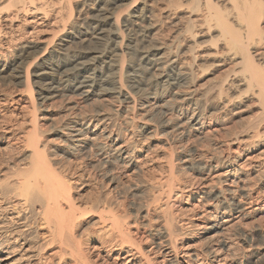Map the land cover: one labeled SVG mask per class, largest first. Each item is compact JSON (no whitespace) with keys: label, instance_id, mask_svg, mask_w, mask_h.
Here are the masks:
<instances>
[{"label":"bare ground","instance_id":"obj_1","mask_svg":"<svg viewBox=\"0 0 264 264\" xmlns=\"http://www.w3.org/2000/svg\"><path fill=\"white\" fill-rule=\"evenodd\" d=\"M179 1L0 0V83L10 85L15 64L25 66L17 97L0 90V264H233L238 241L251 247L247 222L264 204L254 182L264 174V161L247 157L244 147L264 122L231 133L208 113L251 99L264 119V0H224V8L192 0L181 18ZM52 58L51 71L37 76L48 77L38 83L37 102L29 68L44 70ZM203 59L228 62L226 79L206 94L190 82ZM21 100L22 112L13 113ZM56 102L63 103L58 125L49 122L44 130L41 120H50ZM147 118H156L153 129ZM50 133L71 158L95 155L109 182L121 172H140L137 152H146L144 160L151 153L164 159L161 174L147 184L151 210L141 209L144 219L156 215L145 219L156 225L149 246L134 238L135 222L125 221L104 195L74 198L70 167L51 159L60 147ZM145 133L162 138L150 145ZM196 183L201 188L194 191ZM198 191L202 210L184 222L173 201L187 203ZM84 213H92L89 222ZM91 223L98 236L93 261L79 238ZM255 253L252 259L261 260Z\"/></svg>","mask_w":264,"mask_h":264},{"label":"rangeland","instance_id":"obj_2","mask_svg":"<svg viewBox=\"0 0 264 264\" xmlns=\"http://www.w3.org/2000/svg\"><path fill=\"white\" fill-rule=\"evenodd\" d=\"M180 4L182 5L181 8H180V12H179V16L178 17H182L181 15H183V17H185L186 15V12L189 11L191 9V2L192 0H181L179 1ZM190 2V3H189ZM214 2H216L219 6H221L222 8L226 7V1L224 0H214ZM6 2L2 3L1 5L3 6H6ZM2 7V6H0ZM186 8V9H184ZM185 14H184V13ZM170 30H174V28H170ZM169 30V31H170ZM165 30H163L162 34H165L163 36L160 37V39L162 38V40H165L167 38V34L166 32L164 33ZM166 36V38H165ZM165 38V39H164ZM206 41H209L207 39H205ZM204 41V40H203ZM202 41V42H203ZM205 45L209 44V42H205L204 43ZM210 45V44H209ZM200 49V48H199ZM198 51V50H197ZM203 55H207V54H203ZM9 56V55H8ZM7 56V57H8ZM6 57V58H7ZM206 58V57H205ZM42 58L39 57L36 61L37 63L41 60ZM43 60V59H42ZM41 60V61H42ZM40 61V62H41ZM59 62V61H58ZM212 60L210 59H203V60H197V65H198V70L194 71L193 72V75L190 79V82L191 84H193L194 88L200 92V93H203V94H206V93H210V91H213L214 89H216L215 87H217L221 82H223L225 79H226V76L228 75L227 73V64L228 62H225L226 63V66H225V63L221 64V63H215L213 62ZM47 63V64H46ZM46 63L43 65L44 67V70H37L35 68H29V79L31 81V84H32V88H33V92H34V99L39 102V99H40V96H38V94H36L38 92V88H39V85L38 84L39 82L41 83H45V80L46 76H44L42 79L43 80H40V78L38 79L37 76L38 74H45V73H49L51 70H50V66L53 67L54 64L57 63V60L56 59H51L49 61H46ZM50 64V65H49ZM201 64V65H200ZM203 64V65H202ZM213 64V65H212ZM218 66H216V65ZM219 64H221L219 66ZM12 65H14V62L12 63ZM200 65V67H199ZM224 65V66H223ZM17 67V68H15ZM202 68V69H201ZM25 66H21V69H20V65L18 67L17 64L14 65L13 67V74L15 75L12 79H11V83L10 85L6 83H4L3 81H1L2 83H0V90L2 92H5L7 89H9L10 91H14L12 92L11 91V94H12V97L15 98L16 94L18 91H20L19 89H24V85H25ZM36 70V71H35ZM50 70V71H49ZM227 70V71H226ZM36 72V73H34ZM38 72V73H37ZM41 72V73H40ZM225 73V74H224ZM37 74V75H36ZM45 74V75H47ZM52 75H54L52 73ZM20 76V77H19ZM55 76V75H54ZM23 77V78H22ZM9 83V82H8ZM4 84V85H3ZM38 84V85H37ZM6 85V86H5ZM7 86L9 88H7ZM23 86V87H22ZM6 88V89H5ZM201 89V90H200ZM16 93V94H15ZM227 94V93H226ZM225 94V95H226ZM231 95V98L232 99H236V95H232V94H229ZM235 96V97H234ZM17 97V96H16ZM234 99V100H235ZM251 99H248L246 100V102L244 101L242 104L239 103V98L238 100L236 101V105L233 107H231L229 111H226L224 113H220L219 111V114L217 112V110H213V111H210V113L208 114H211V118H216L219 120L220 123H222V128L225 127V130H229L231 131V133H239L240 131H244L246 128L248 127H255L257 125H261L263 122H264V119L262 118V115H261V109L257 106V104L255 103L254 100H251ZM26 101L23 102V100L21 101H18L16 102L17 106L16 105H13L12 107H14V111L13 113L17 114V113H20L22 112V110L20 109L21 106H24ZM60 102H56L53 106V108H51L50 110L52 111V113H50V120L49 121H44V120H41V123H43V126H42V129L44 130H48L49 127H51L50 125L53 123H57L58 125V122H59V119L61 117V109H63V103L62 106ZM89 102V104H85V107H86V111L88 112H91L90 110L91 109H94V104H91ZM20 105V106H19ZM59 105V106H58ZM87 105V106H86ZM237 106V107H236ZM60 107H62L60 109ZM258 107V108H257ZM55 109V110H54ZM242 110V111H241ZM43 113V112H42ZM228 113V114H227ZM55 117V118H54ZM114 117V123H117L119 118H116L115 116ZM20 118V117H19ZM56 118H58L56 120ZM116 119V120H115ZM228 119V120H227ZM52 120V121H51ZM147 123L149 124V126L151 125V128L153 129L154 127L153 126H156L157 125V122H156V118H153L152 120L149 121V119L147 118ZM155 120V122H154ZM54 121V122H53ZM158 121V120H157ZM223 121V122H222ZM51 124H50V123ZM48 123H49V127L48 126ZM139 121H136L135 122V125H139ZM156 123V124H155ZM225 123V124H224ZM228 123V124H227ZM155 124V125H154ZM50 130V129H49ZM236 130V131H234ZM228 131V132H229ZM51 134V133H50ZM50 134L48 135L53 143L56 145V147H60L58 148V152H56L53 156V153H51L52 155L51 156V159H55L59 162V166L60 167H63L64 166L66 168H69L70 169H66L70 170L69 172V177L68 179L70 180L69 184L70 186L72 185V189H71V192L74 194V198H81L79 200H84V199H88L90 195V199L94 196L97 195L98 193V196L103 197L102 198H105V199H108L110 200L111 202H113V204H116L113 205V207L115 206V210H116V207H117V210L119 211H116L118 214L120 213L121 216H123L125 219V221H129V222H135L134 225H132V227L130 226L131 228V232L132 235L134 236V238H136L138 241L141 239L143 242H142V245L143 247H146V246H149L151 244V241H150V236L152 233L154 234V231H150L152 229H155L156 228V225L154 224L155 222L154 221H151V223H149L148 225V221L149 220L148 218L150 219H155L156 215L155 214H151L150 217H146L145 220L144 218H142V216L144 215V213L142 212V210H145L148 208L149 206V209L151 210V206L152 205L151 203V195L148 191H150V189L148 188V183H150V181L152 180L155 181V177L159 176V174H161V168L164 166V162L162 160H164L162 158L161 160V156L158 154L156 156V154H149L147 156V158H145V160L143 159V156L146 155L145 153L146 152H137L135 154V157H137L138 159H141L140 162L138 163L140 167V172H138V170L136 171H133V170H130L128 172H121V174L119 173L118 174V178H115L112 182H109V179L107 178H102V174L98 168V164L96 162V157L95 155H90L89 156V153L87 152H84L82 155H83V160H81L80 157L78 158H71L69 155H67V153L65 152V148H62L64 146L62 142H60L61 140L58 139L57 136H55L54 134ZM224 133H221L220 134V137H222ZM150 139H149V137ZM146 133L143 135V140L145 139L146 143L151 145V144H156L158 141L157 139H161L162 136L160 135H157V134H153L154 136H152V134H147ZM157 135V136H156ZM222 135V136H221ZM147 136V137H146ZM159 136V137H158ZM152 137V138H151ZM218 137V138H220ZM148 138V139H147ZM156 138V139H155ZM158 139V140H159ZM259 140V141H258ZM250 142L247 144H245V154H247V157L249 158H252V160H255V159H258V161H264V129L262 130L261 133L258 134L257 137H255L254 139L252 140H249ZM253 141V142H252ZM145 143V142H144ZM164 148L167 149V146H164ZM162 148V149H164ZM248 148V149H247ZM165 150V149H164ZM165 151H168V150H165ZM140 153V154H139ZM56 155V157H55ZM86 155V156H85ZM137 155V156H136ZM153 155V156H152ZM85 156V157H84ZM63 157V158H61ZM59 158V159H58ZM61 158V159H60ZM80 158V159H79ZM90 158V159H89ZM151 160H150V159ZM75 159V160H74ZM159 159V160H158ZM260 159V160H259ZM69 160V161H68ZM61 161V162H60ZM143 161V162H141ZM148 161V162H147ZM257 161V160H256ZM67 162H69L67 164ZM157 162H160V163H157ZM65 164V165H62ZM155 163V164H154ZM163 163V164H162ZM61 164V165H60ZM97 164V165H96ZM161 164V165H160ZM68 165V166H66ZM147 165V166H146ZM161 166V167H160ZM146 167V168H145ZM157 167V168H156ZM160 167V168H159ZM65 169V168H64ZM155 169V170H154ZM75 170V171H74ZM142 170V171H141ZM160 170V171H159ZM147 171V172H146ZM154 171V172H153ZM158 171V172H157ZM84 174H83V173ZM135 172V173H134ZM71 173V174H70ZM81 173V174H80ZM138 173V174H137ZM143 173V174H142ZM153 173V175H152ZM116 174V173H115ZM126 176H125V175ZM135 174V175H134ZM147 174V175H146ZM158 174V175H157ZM78 175V176H77ZM100 175V176H99ZM123 175V176H122ZM145 175V176H143ZM155 175V176H154ZM126 178H125V177ZM128 176V177H127ZM135 176V177H134ZM138 176V177H137ZM141 176V177H140ZM148 176V177H147ZM151 176V177H150ZM154 176V178H153ZM79 177V178H78ZM120 177V178H119ZM262 177V178H261ZM87 178V179H86ZM128 178V179H127ZM146 178V180H145ZM153 178V179H151ZM258 181H256V178L254 179V182L258 188V191H260L261 194L264 195V174H261L260 175V179L259 176L257 177ZM137 179V180H136ZM149 179V180H148ZM143 180V181H142ZM115 181V182H114ZM130 181V182H129ZM142 181V182H141ZM260 181V182H259ZM109 184H108V183ZM138 182V183H137ZM143 182H145V184H143ZM259 183V185H258ZM119 184V185H118ZM117 185V186H116ZM121 185V186H120ZM123 185V186H122ZM131 187H129V186ZM146 187H144V186ZM199 183H196V185L193 187V190H199V188H201V186H198ZM74 186V187H73ZM126 186V187H124ZM142 186V187H141ZM196 186L198 188H196ZM120 189H119V188ZM122 187V188H121ZM113 188V189H112ZM116 188V189H115ZM128 188V189H127ZM145 188V189H144ZM119 189V190H118ZM123 189V190H121ZM138 189V190H137ZM141 189V190H140ZM149 189V190H148ZM143 190V191H142ZM97 191V192H96ZM100 191V192H99ZM90 192V193H89ZM95 192V193H94ZM103 192V193H102ZM125 192V193H124ZM151 192V191H150ZM91 193L93 194V196H91ZM121 193V194H120ZM77 194V195H76ZM79 194V195H78ZM96 194V195H95ZM84 195V198H82ZM106 195V197H105ZM139 195V196H138ZM187 195V194H186ZM80 196V197H79ZM82 196V197H81ZM86 196V197H85ZM145 196V197H144ZM199 196V191L196 192V194L194 196H191L187 203L184 201V202H181L180 199L179 200H175L173 201L174 203V206L172 207V210L174 209V211L177 213V216L179 218H184V222H190V220H193L195 218V216H197L202 208L199 206L198 207V197ZM109 197V198H107ZM115 197V198H114ZM121 197V198H120ZM119 202H118V201ZM180 201V202H179ZM77 202V200H76ZM147 203V204H146ZM149 203V204H148ZM183 203V204H182ZM186 203V204H184ZM140 204V205H139ZM120 205V206H119ZM139 205V206H138ZM146 205V206H145ZM142 206V207H140ZM191 206H193L191 208ZM182 209V211L180 210V208ZM187 207V209L185 208ZM261 207V208H260ZM138 208H140V210H138ZM145 208V209H144ZM186 209L184 211V209ZM188 208H191L188 210ZM258 210L257 213L255 214V216H253V218H251L247 224L249 225V229H247L246 231L252 235V241H251V247L250 248H247V245L243 244L242 242L238 241V248L237 249L238 251L236 252L237 253V256L239 254V256L234 258L235 261H233L232 263L233 264H264V204H260L259 206H257ZM136 209V210H135ZM142 209V210H141ZM124 210V211H123ZM180 210V212H178ZM182 212V214L184 215H180V213ZM185 212V213H184ZM87 214H92V213H84V215L81 217L82 219H85L84 220H87V222H89L90 220V217L91 215H88ZM128 217H127V216ZM152 216V217H151ZM136 217H138L136 219ZM188 217V218H187ZM127 218V219H126ZM130 218V219H129ZM180 219V220H181ZM190 219V220H189ZM144 220V221H143ZM187 220V221H185ZM189 220V221H188ZM137 224V225H136ZM182 224V223H180ZM92 225V226H91ZM155 225V226H154ZM247 225V226H248ZM92 227V229L90 230L89 227ZM146 226V227H144ZM149 226V227H148ZM136 227V228H135ZM144 227V228H143ZM154 227V228H153ZM182 227V230L184 229L185 231L183 232H186L188 230H186L185 227L181 226ZM84 228V227H83ZM81 229V232H83V230L85 229V231L79 236L80 238V241H81V244L83 245L82 248L86 249L85 251H89L87 252V255L88 257L90 258L91 261L95 260V251H94V246L97 245L96 243V240L98 239V236L95 234L94 236V228L95 226L93 225V223L91 224H88L87 227L85 226L84 229ZM88 229V230H87ZM135 229L138 230V235H135L134 234V231ZM150 229V230H149ZM150 234H149V233ZM182 232V231H181ZM37 234L40 236L41 239L44 238L43 234H44V231L43 230H39L37 231ZM91 234V235H90ZM93 234V235H92ZM143 235V236H142ZM38 236V238H39ZM139 236V237H138ZM147 237V240H145ZM198 237V236H197ZM39 238V239H40ZM185 242H189V240H186ZM183 244V243H182ZM190 244V243H188ZM198 245H202V243H197ZM195 245V248L198 249V250H202V246H198V245ZM242 244V245H241ZM198 248H197V247ZM242 249V250H241ZM249 249V250H248ZM260 249V250H259ZM242 252H241V251ZM260 253V257H261V260H256V259H252L253 255L256 254L255 252L257 251ZM181 251V250H180ZM243 253V254H242ZM244 255V256H242ZM249 255V256H248ZM251 256V257H250ZM242 257V258H241ZM246 258V259H244ZM242 260V261H241ZM238 261V263H237ZM65 263H68L69 261L68 260H64Z\"/></svg>","mask_w":264,"mask_h":264}]
</instances>
